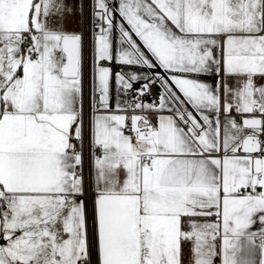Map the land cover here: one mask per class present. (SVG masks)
<instances>
[{
    "label": "snow or ice",
    "instance_id": "6c2138e0",
    "mask_svg": "<svg viewBox=\"0 0 264 264\" xmlns=\"http://www.w3.org/2000/svg\"><path fill=\"white\" fill-rule=\"evenodd\" d=\"M0 264H264V0H0Z\"/></svg>",
    "mask_w": 264,
    "mask_h": 264
}]
</instances>
